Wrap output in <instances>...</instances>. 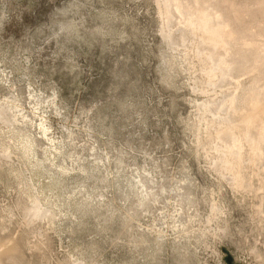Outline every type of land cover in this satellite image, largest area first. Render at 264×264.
<instances>
[{"label": "rangeland", "instance_id": "obj_1", "mask_svg": "<svg viewBox=\"0 0 264 264\" xmlns=\"http://www.w3.org/2000/svg\"><path fill=\"white\" fill-rule=\"evenodd\" d=\"M263 22L0 0V264H264Z\"/></svg>", "mask_w": 264, "mask_h": 264}, {"label": "bare ground", "instance_id": "obj_2", "mask_svg": "<svg viewBox=\"0 0 264 264\" xmlns=\"http://www.w3.org/2000/svg\"><path fill=\"white\" fill-rule=\"evenodd\" d=\"M190 2L192 3V5H196L197 7H200L204 3H208L209 0H190ZM263 23L260 24L259 26H257V24L251 25L241 37H236L235 35H233V36L231 35V36L233 39H235L237 41H241L242 44H254L257 46L262 45L264 42V27H263L264 24ZM257 29L259 31L258 35L262 37V41L261 42H250L249 38L253 35L254 31L257 32ZM254 72L258 74V83L260 86L259 89L262 90L264 88V71H259V69L256 67V68H254ZM4 261H7V260H4ZM4 261L2 263H4Z\"/></svg>", "mask_w": 264, "mask_h": 264}]
</instances>
